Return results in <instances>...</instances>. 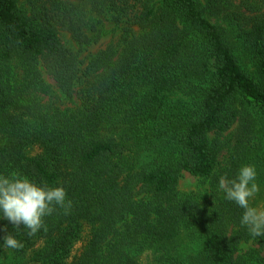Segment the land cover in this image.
Instances as JSON below:
<instances>
[{
  "label": "trees",
  "instance_id": "16d2710c",
  "mask_svg": "<svg viewBox=\"0 0 264 264\" xmlns=\"http://www.w3.org/2000/svg\"><path fill=\"white\" fill-rule=\"evenodd\" d=\"M26 1L0 0V174L62 185L71 208L32 237L0 220V243L24 245L0 264H149L147 251L154 264H264V236L217 189L253 164L263 207L264 0ZM94 14L122 34L82 67L60 30L96 42ZM184 172L206 192L182 191Z\"/></svg>",
  "mask_w": 264,
  "mask_h": 264
},
{
  "label": "clouds",
  "instance_id": "9594fccd",
  "mask_svg": "<svg viewBox=\"0 0 264 264\" xmlns=\"http://www.w3.org/2000/svg\"><path fill=\"white\" fill-rule=\"evenodd\" d=\"M257 169L253 164L241 165L234 177L220 175L217 189L223 199L233 202L243 209L240 225L246 228L253 238L264 236V208L254 206L252 199L261 191L257 182ZM59 208H71L67 191L61 186L50 187L38 184L26 176L13 173L0 174V220H6L14 229H21L28 237L41 230H47L44 218ZM7 226H4L6 230ZM23 242L13 232H8L0 243V249L19 250Z\"/></svg>",
  "mask_w": 264,
  "mask_h": 264
},
{
  "label": "rangeland",
  "instance_id": "374dc122",
  "mask_svg": "<svg viewBox=\"0 0 264 264\" xmlns=\"http://www.w3.org/2000/svg\"><path fill=\"white\" fill-rule=\"evenodd\" d=\"M19 4L21 7L27 9L29 8V4L26 0H19ZM96 17L101 18L103 21V29H104V34L102 35V37L96 41V42H92L90 44H87L85 46H81L72 36L71 32H69L68 30L61 28L60 30V35L61 38L63 40V42L66 44V46L68 48H70L73 52L77 53L79 55V59L82 63V67H85L86 64L88 63L90 57L97 53L98 51L105 49L109 44H111L114 41H117L120 37V35L122 34L121 29L115 24V22H113L110 18V16L105 15V14H94ZM210 19L214 22H220L217 18L215 17H210ZM224 26H227V24H223ZM229 27V26H228ZM230 28V27H229ZM232 41L238 43V44H242V42H240V40L236 39L234 37V35H231ZM234 37V38H233ZM240 46V45H239ZM239 53V50H238ZM241 53V50H240ZM242 58H244L243 65L245 66L244 68L252 73L254 70V67L252 66V61L250 59L249 54L246 52L244 54H242ZM45 79L50 83L54 85V89L57 92L58 95H60V97L63 99V103L61 104L62 106H70L73 107L74 105L77 104V99H69L67 96L63 95L60 91V89L56 86L54 80L48 75L45 74ZM49 98H44V102L48 103ZM209 180L208 179H203L201 177H197L194 175H191L188 172H184L183 176L180 179V183H179V188L182 191H202V192H206V189L209 186ZM263 191H264V187H263ZM259 192L256 194V196H258ZM263 196H264V192H263ZM264 208V204L263 207ZM82 246V241H79L75 244V247L73 249L72 255H75L78 250L81 248ZM251 246V242L249 243H244L242 245L241 248V252L246 251L247 249H249V247ZM152 256L151 252L147 251L144 253L143 257H147L145 258V261H147V263L149 264H154L152 263L150 257Z\"/></svg>",
  "mask_w": 264,
  "mask_h": 264
}]
</instances>
